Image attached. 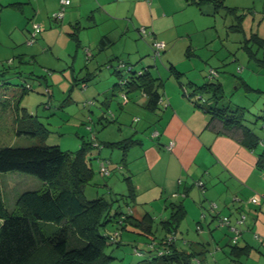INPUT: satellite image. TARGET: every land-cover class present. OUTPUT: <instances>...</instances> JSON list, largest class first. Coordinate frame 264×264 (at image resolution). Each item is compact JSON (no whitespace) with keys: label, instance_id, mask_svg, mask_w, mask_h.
Listing matches in <instances>:
<instances>
[{"label":"rangeland","instance_id":"obj_1","mask_svg":"<svg viewBox=\"0 0 264 264\" xmlns=\"http://www.w3.org/2000/svg\"><path fill=\"white\" fill-rule=\"evenodd\" d=\"M10 2L25 4L21 8L4 6ZM164 3L167 10L172 12L171 16L157 21L156 27L152 26L150 21L143 23V20L135 19V28L131 27L124 37L119 39L117 34L123 30V25L116 21H104L96 12L95 20L88 17L91 14L89 7L79 10L75 5L68 6L65 13L67 17L57 21L53 16L61 8V3L55 0H0V74H2L0 77L8 78L11 84L7 86L12 95L17 94L18 92H15L23 86H32V90L23 98L20 110L28 112L34 120L46 126L41 136L33 138L17 135L9 123H4L0 127V146H30L43 143L59 145L63 150L76 152L84 140L89 141L94 135L100 141L119 140L129 137L134 132L135 138H150L152 131L147 124L148 119L142 114L136 115L135 119V113H127L128 109L124 112L119 106L120 103H125L120 87L113 88L114 81L118 79L113 72L114 69L119 67L120 62L128 61L136 72L149 68L154 76L160 77V81L164 82L159 88L162 94L167 91L171 95L179 93L183 96L185 93L189 97L192 93L191 82L196 85L222 82L225 90L219 107L226 105L233 109L244 108L245 123L264 140V66L259 64L261 63L259 60L250 57L244 46L248 44L253 53L258 52L257 57L260 60L264 59V47L260 45L261 40L256 39L257 35L264 39V0H225L227 7L216 12L209 3L203 7L189 4L185 0L182 2L168 0ZM79 11L82 12L80 15ZM78 19L82 27L92 23H97V26L76 30L73 24ZM35 25H40L41 31L33 38ZM142 25L148 29L149 34L152 31L157 34L155 40L164 43L160 56H154L151 39L141 35L139 29L143 27ZM75 31H78L80 37L79 46L78 41L71 37V33ZM110 31H114L112 34L115 38L117 36L116 42L100 52L98 43L101 37ZM116 57L121 58V61ZM172 64L184 73L180 81L171 72ZM127 70L128 66L122 69L123 74H126ZM212 70L218 71V75L211 78ZM93 74L95 77L87 81L85 86L83 78ZM240 78L245 79L252 89L240 86ZM76 80L81 83L76 85ZM92 86L100 88L101 91H96ZM106 86L114 89V95L111 94L109 97L112 100V108H104L107 115L104 120L102 103L107 97L104 94L100 97L99 93L104 92ZM112 113L117 114L116 120L113 119ZM259 149L263 150L264 147L260 146ZM106 151L111 153L108 148L104 152ZM113 152L115 155L110 162L109 175L103 176L100 173V163L106 159L92 160L96 171L95 183L101 185L107 183L112 189L100 187L105 191L101 190L97 195L96 191L99 190L97 186L88 185L86 196L89 199L104 195L112 200L117 197L113 191L128 194L126 178L130 173L127 168L121 171L120 150L114 149ZM6 174L8 176L2 179V182L5 184L12 182V185L18 187L15 192L23 190L28 182L26 177L36 179L42 186V182L30 174L23 172ZM194 181L197 188L201 187L197 180ZM202 182L205 183L203 180ZM202 190L205 192V189ZM256 194L258 193L254 195ZM202 195L205 196L203 193ZM147 196L146 199H143V195L140 198L136 192L134 196L136 198L130 202L137 218L143 219L148 213L154 218V236L149 237L131 227L124 229L120 243L109 244L106 247V254L113 258L106 264H143L147 258L136 253L135 248L147 252L153 249L151 237H154L157 243L164 236L160 223L172 212L169 206L171 200L156 199V195L152 193ZM252 196L248 197V200ZM189 198L194 199L192 196ZM10 199L11 201H6V204L8 209L13 210L16 204L12 197ZM237 201L246 207L249 205L247 199ZM211 203L220 207V203L213 199H204L201 202V206L204 204L202 209L196 203V208L188 206L190 211L193 209L200 211V219L198 221L192 219V212L187 215L179 227L175 241L177 245L182 246L186 240L194 242L203 240L205 243H200L203 245L199 249L190 246L185 249L188 252L198 250L197 259L203 264H233L230 257L231 245L228 243L234 235L228 228L219 225L213 227L215 233L213 239L206 224L210 216L205 220L203 213L201 214L205 212L207 215H215ZM116 207L115 205L114 209ZM126 211L128 214L133 213L132 208ZM242 214L247 215L245 212ZM125 216L128 215H123ZM199 225L201 228L203 226L205 231L199 230L197 227ZM241 244H244L243 239L239 241V245ZM197 259L193 260L192 264H198ZM248 259L244 257L241 260L242 264H253ZM150 264L178 263L155 260Z\"/></svg>","mask_w":264,"mask_h":264},{"label":"trees","instance_id":"obj_2","mask_svg":"<svg viewBox=\"0 0 264 264\" xmlns=\"http://www.w3.org/2000/svg\"><path fill=\"white\" fill-rule=\"evenodd\" d=\"M192 2L200 7L209 3L213 5L215 12L227 7L225 0H192ZM19 5L10 4L13 7ZM71 37L78 41L79 46L78 31L72 32ZM256 39L261 40L260 45L264 47V39L259 38L258 35ZM105 44L106 38H103L101 45ZM244 46L250 57L259 60L261 62L259 64L264 66V59L260 60L257 57L258 52L253 53L248 44ZM129 68L128 66L126 74H123L122 69H114L120 80H128L124 87L126 93H145L149 97L147 107L150 110L157 109L161 100L159 88L163 85L160 78L154 76L149 68L141 72ZM175 74L178 78L182 75L177 71ZM94 77L93 74L84 82ZM117 86L121 87L120 82ZM192 89L189 98L199 96L198 101H203V104L197 101V105L204 106L211 114L212 121H220L227 131H240V142L250 150L255 151L260 146L264 147V140L245 123L244 108L233 109L226 105L219 107L225 90L222 82L194 85ZM23 90L26 94L32 88L23 86ZM20 109L19 103V116L16 120L17 135L33 138L41 136L46 126L34 120L28 112H21ZM139 143L140 140L129 137L121 141L107 142L104 146L122 150L124 161L128 151ZM93 149L91 140H84L76 152L63 150L59 145L43 143L0 147L1 173L30 174L38 178L43 185L41 188L26 190L20 194L13 210L8 209L0 195V264H106L113 259L106 254V247L109 244H119L124 229L131 227L149 237L154 236L155 220L149 213L140 219L126 211L133 208L130 200L136 198H134L136 187L130 176L126 178L128 194H117L112 200L104 195L91 199L86 196V187L96 184V171L92 165V160L95 158L92 156ZM257 164L264 172V149L258 152ZM115 205L116 209H114ZM169 206L172 208L170 216L160 223L164 232L160 241L155 243L156 239L151 237L153 249L147 252L135 248L136 253L146 256L147 259L143 264H150L155 260L192 264L193 260L197 259L198 253L178 248L175 241L179 227L187 216L183 200L171 201ZM126 214L128 216L123 217ZM171 236L175 239L170 242ZM229 245H231L230 257L235 264H242L241 260L244 257L249 258L251 251L257 250L250 244ZM160 250H164L162 255H158Z\"/></svg>","mask_w":264,"mask_h":264},{"label":"crops","instance_id":"obj_3","mask_svg":"<svg viewBox=\"0 0 264 264\" xmlns=\"http://www.w3.org/2000/svg\"><path fill=\"white\" fill-rule=\"evenodd\" d=\"M55 1L60 3V0ZM165 1L167 2L168 0H72L69 6L75 5V8L79 10L89 7L91 14L88 17L94 20L96 12L102 16L101 18L104 21H116L121 23L123 25V30L121 32L119 31L117 34L118 38L121 39L131 27L135 28V19H137V21L143 20V23H148V21H150L152 26L156 27L157 21L164 20L168 16H171L172 12L167 10V6L164 3ZM179 1L182 2V0ZM185 2L195 4L191 2V0H185ZM14 3L20 4V8L25 4L24 2ZM10 4H12V2L4 6L9 7ZM80 13L82 12L79 11L78 15H80ZM73 26L76 30L86 29L96 27L97 23L82 27L78 19ZM112 33H114V31H110V33L101 37L98 43V50H100V52L109 48L116 42L115 39H117V36L115 38ZM152 33L153 35L149 36V38L153 42L157 34L154 31H152ZM103 38H106L105 45H101V40ZM166 48L167 43H165V50ZM116 58L121 61V58ZM123 63L128 64L127 66L135 71L133 65L129 61ZM149 70L151 71V69ZM175 71L180 72L182 75L184 74L177 69L175 64H172V74H175ZM114 74L118 79L114 81L113 88L117 86L118 80H120L119 76L116 73ZM1 75L2 74H0V76ZM182 75H180V78L176 76L179 81ZM91 76L92 75L88 77ZM86 78H83L82 82L86 81ZM0 81V127L4 123H9L17 134L16 120L19 116L18 104H22L23 98L27 93L24 94V90L21 88L15 92H18L17 94L12 95L7 86V84L10 83L8 78L0 77ZM77 81L79 80H76L75 83H81ZM162 83L164 84V82ZM239 83L240 86H246L252 89L245 79L240 78ZM84 84L87 86L86 82H84ZM192 85L194 86L196 84L191 82V87L193 88ZM92 87H94L96 91L98 90V92L101 91L100 88L95 86ZM113 88L110 89L106 86L104 92L99 93L100 97H102L103 94L107 97L102 103V118L104 120L107 117L104 108H112V100L109 97L111 94L114 95ZM119 90L122 91L121 87ZM128 97V101H124V104L123 102L122 104L120 103L119 106H121L123 111L128 109V111L126 110L127 113H135V119H137L136 115H144L148 119L147 124L151 127L150 130L152 131L150 138L147 139L135 138V132L129 136L140 140V143L128 151L124 161L123 151L118 149L121 152V171L123 168H127L139 197L142 198L143 195L145 197H143V199H146L148 198L147 194L152 193L156 195L155 198L159 200L162 198L171 201L183 200L187 215L192 212V219L196 221L200 219V211L198 209L190 211L189 205L192 208H196V203L202 209L204 208V204H202V207L201 202L204 199L218 201L220 207H217L215 215L211 216L209 214L207 215L205 212H201L205 220L210 216V218L206 220V222H208L206 224H208V230L212 238L215 239L213 227L219 226V215L229 216L232 225H237L239 228H244L245 226V228L243 229L242 236H240L238 240H234L235 233L229 226H223L228 228V231L234 235L231 242L228 244H239V241L243 239L244 244L240 246L250 244L257 248V250L254 249L251 251L248 260L250 262L252 261L253 264H264V203L255 206L248 200V197L255 193H262V202H264V172L258 168L257 164L258 152L260 149L255 151L250 150L240 142V131H227L220 121H212L211 114L205 110L204 106L197 105L199 96L189 98L185 93H183V96L179 93L171 95L165 91L164 94L161 93L159 106L155 110H150L147 107L149 97L143 92H130L128 93ZM199 103L203 104V101ZM112 117L116 120L117 114L112 113ZM94 137L95 139H93V137L91 139L94 146L92 156L98 160L106 159L109 162H111L113 155H115L113 152L114 149L104 146V144L129 138L100 141L96 135H94ZM96 144H98L99 147H97ZM106 148L111 150V153L107 151V153L104 152ZM104 155L109 156L106 157ZM6 176H8L6 173L0 172V195L5 202L8 200L11 201L10 197H12L16 204L19 195L24 191L43 186H41V183L36 179L26 177L25 179L28 182L25 184L23 190L15 192L16 189L18 190V187L14 186V184L12 185V182L7 184L2 182V179ZM194 180H197V183L203 180L205 182L204 187L201 186L197 188L194 184L196 181ZM95 186L99 189L96 191L97 195H99L101 190L105 191V189H101L100 187L103 188V186H105V188L112 189L109 188L110 186L107 183L103 185L96 183ZM191 189L192 191H190ZM202 189H205V192H203ZM113 193L121 194L114 191ZM202 193L205 194V198L202 197ZM189 196H192L194 199H190ZM239 199H241V201L247 199L249 205L246 207L240 204L241 202L237 201ZM132 209L133 215L135 216L136 212L134 207ZM244 212L247 213V218L243 223H239L241 214ZM203 228L202 226V229ZM256 234L260 235L262 240H258L255 237ZM184 242L182 246L177 245L178 248L186 250L185 247L190 246V248L195 247L199 249V247L203 245L200 244L203 240L202 242L189 240ZM183 244L185 246H183ZM194 252L198 253V250H194ZM231 262L235 264L232 259Z\"/></svg>","mask_w":264,"mask_h":264},{"label":"built area","instance_id":"obj_4","mask_svg":"<svg viewBox=\"0 0 264 264\" xmlns=\"http://www.w3.org/2000/svg\"><path fill=\"white\" fill-rule=\"evenodd\" d=\"M60 3H61V8L53 16L54 19L57 20V21H60V20H62L64 18L65 13H66V9L71 4V0H61ZM139 30H140L142 36L149 37V36L153 35L152 32L149 34L148 29L146 27H144V26L141 27ZM40 31H41L40 25H35V31L33 32V38H35ZM152 45H153V48H154V56L155 57L160 56L161 53H162V50L164 49V43L161 42L160 40H155L154 39V41L152 42ZM117 68L118 69H123V68H125V64L123 62H120V65ZM217 72L218 71L212 70L211 73H210L211 78L217 76L218 75ZM127 82H128L127 79L120 80L121 90H122L120 93L122 94L123 99L125 101H128V98H129L128 94L126 93V90L124 89V87H125ZM27 87H28V89L32 88L31 85H27ZM93 139H95L94 136H93ZM96 146L99 147L98 144H96ZM110 172H111V170H110V162L109 161L108 162L101 161V163H100V173H101V175H103V176L109 175ZM198 184L200 186L204 185V183L202 181H199ZM262 199H263V195L256 194V195L252 196L249 201H250V203H252L254 205H260L262 203ZM211 209L213 210L214 213H216L215 210H217V205L215 203H211ZM246 218H247L246 215L242 214L241 218L239 220V223H243L246 220ZM219 225L220 226H229L230 229L235 233L234 240H238V237L242 233V229H240L237 225H232L231 224L230 218L228 216L219 215ZM198 229L199 230L202 229L200 227V225L198 226ZM255 237L258 240H262L261 237L259 235H257V234L255 235ZM174 239L175 238L173 236H171L169 238V241L171 242ZM158 253H159L158 255H162L164 253V250H160ZM198 263L201 264V261L198 260Z\"/></svg>","mask_w":264,"mask_h":264}]
</instances>
